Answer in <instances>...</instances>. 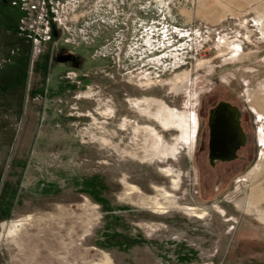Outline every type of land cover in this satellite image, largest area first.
<instances>
[{"label": "rangeland", "instance_id": "obj_1", "mask_svg": "<svg viewBox=\"0 0 264 264\" xmlns=\"http://www.w3.org/2000/svg\"><path fill=\"white\" fill-rule=\"evenodd\" d=\"M21 6L0 0V264H264V0H67L38 51ZM222 100L248 138L212 164Z\"/></svg>", "mask_w": 264, "mask_h": 264}, {"label": "flooded vegetation", "instance_id": "obj_2", "mask_svg": "<svg viewBox=\"0 0 264 264\" xmlns=\"http://www.w3.org/2000/svg\"><path fill=\"white\" fill-rule=\"evenodd\" d=\"M221 109L212 107L207 115V148L212 164L236 159L238 151L247 142L248 136L241 125V111L234 104L222 100ZM229 108V109H228ZM238 113V122L235 118ZM192 135V134H191ZM193 137H190L192 141Z\"/></svg>", "mask_w": 264, "mask_h": 264}, {"label": "built area", "instance_id": "obj_3", "mask_svg": "<svg viewBox=\"0 0 264 264\" xmlns=\"http://www.w3.org/2000/svg\"><path fill=\"white\" fill-rule=\"evenodd\" d=\"M20 2L25 13L23 29L29 33L38 51L44 42L51 39L54 27L62 23V11L67 0H20Z\"/></svg>", "mask_w": 264, "mask_h": 264}, {"label": "crops", "instance_id": "obj_4", "mask_svg": "<svg viewBox=\"0 0 264 264\" xmlns=\"http://www.w3.org/2000/svg\"><path fill=\"white\" fill-rule=\"evenodd\" d=\"M2 1V0H1ZM7 0H5V2H6ZM10 2H12L13 3V0H9ZM2 3V2H1ZM5 4V3H4ZM9 7V9L10 10H12V11H14L13 9H15L13 6H8ZM17 10V9H16ZM11 43H12V41H11ZM11 51H10V55L7 57V56H4V57H7V58H9V60H11L12 61V48L10 49Z\"/></svg>", "mask_w": 264, "mask_h": 264}, {"label": "water", "instance_id": "obj_5", "mask_svg": "<svg viewBox=\"0 0 264 264\" xmlns=\"http://www.w3.org/2000/svg\"><path fill=\"white\" fill-rule=\"evenodd\" d=\"M222 104H223V102H221L219 105H218V107H217V109H221V108H223L222 107ZM229 109V108H228ZM238 113L236 112V115H235V118H236V120H237V122H238Z\"/></svg>", "mask_w": 264, "mask_h": 264}, {"label": "bare ground", "instance_id": "obj_6", "mask_svg": "<svg viewBox=\"0 0 264 264\" xmlns=\"http://www.w3.org/2000/svg\"><path fill=\"white\" fill-rule=\"evenodd\" d=\"M131 189V188H130ZM133 189H136L135 187H133ZM157 207H161L160 205H159V202H157ZM22 222V221H21ZM20 222V223H21ZM16 224V223H15ZM22 224V223H21ZM17 226V225H16ZM20 226V225H19Z\"/></svg>", "mask_w": 264, "mask_h": 264}]
</instances>
